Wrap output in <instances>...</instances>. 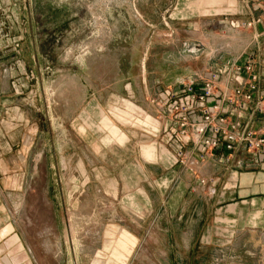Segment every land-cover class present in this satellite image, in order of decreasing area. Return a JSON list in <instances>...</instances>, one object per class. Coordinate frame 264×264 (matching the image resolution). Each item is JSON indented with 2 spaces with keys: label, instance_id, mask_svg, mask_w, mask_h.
I'll return each instance as SVG.
<instances>
[{
  "label": "rangeland",
  "instance_id": "374dc122",
  "mask_svg": "<svg viewBox=\"0 0 264 264\" xmlns=\"http://www.w3.org/2000/svg\"><path fill=\"white\" fill-rule=\"evenodd\" d=\"M249 57L264 73V0H0V152L26 175L16 216L41 264H115L124 234L118 264H153L174 183L153 101Z\"/></svg>",
  "mask_w": 264,
  "mask_h": 264
},
{
  "label": "crops",
  "instance_id": "0c3cea01",
  "mask_svg": "<svg viewBox=\"0 0 264 264\" xmlns=\"http://www.w3.org/2000/svg\"><path fill=\"white\" fill-rule=\"evenodd\" d=\"M224 83L228 91L235 86L226 78ZM258 87L249 110L239 115L242 125L262 132L264 108L259 112L257 103L264 97V73H260ZM223 108L228 117L232 106L225 104ZM116 113L121 120L128 117ZM170 124L167 121L165 129ZM104 126L119 141L123 140L108 118H104ZM2 144L5 143L0 138ZM176 147L173 142V165L163 171V176L166 174L164 177L174 183L160 187L162 201L157 204V216L160 210L165 215L158 221H168L166 237L170 245L153 253V264H264V151L249 152L243 147L228 151L221 147L204 153L196 141L191 142L185 146V154L196 164L199 175H195L174 165ZM147 158H152L151 151ZM12 163L11 156L0 152V264H41L29 244L30 234L20 227L22 221H17V195L26 204V175H16ZM139 169L144 171L142 164ZM127 239L126 234L122 235L112 250L115 264L123 261V251L131 250ZM212 243L214 247L209 246Z\"/></svg>",
  "mask_w": 264,
  "mask_h": 264
},
{
  "label": "built area",
  "instance_id": "2783aa9c",
  "mask_svg": "<svg viewBox=\"0 0 264 264\" xmlns=\"http://www.w3.org/2000/svg\"><path fill=\"white\" fill-rule=\"evenodd\" d=\"M225 78L235 84L231 91L223 85ZM259 82L255 62L249 57L243 63L235 61L223 72H212L199 81L181 84L178 90H163L153 104L170 117L171 124L165 131L169 140L177 143L174 165L180 164L199 175L195 162L185 154V146L195 141L204 153L221 147L228 151L238 147L249 152L264 151V126L262 132L255 131L249 125H242L239 115L249 110L254 94L259 91ZM225 104L232 106L228 117L224 113ZM263 104L264 97L257 103L259 112ZM200 183L204 185L205 181L200 179Z\"/></svg>",
  "mask_w": 264,
  "mask_h": 264
}]
</instances>
